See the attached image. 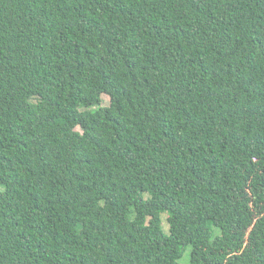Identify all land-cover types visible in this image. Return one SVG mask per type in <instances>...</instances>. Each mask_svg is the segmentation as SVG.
<instances>
[{"label":"trees","instance_id":"16d2710c","mask_svg":"<svg viewBox=\"0 0 264 264\" xmlns=\"http://www.w3.org/2000/svg\"><path fill=\"white\" fill-rule=\"evenodd\" d=\"M189 246L264 264V0H0V264Z\"/></svg>","mask_w":264,"mask_h":264},{"label":"rangeland","instance_id":"374dc122","mask_svg":"<svg viewBox=\"0 0 264 264\" xmlns=\"http://www.w3.org/2000/svg\"><path fill=\"white\" fill-rule=\"evenodd\" d=\"M109 104H110V97L105 94L104 95V105H109ZM77 129H80V128L78 127ZM167 216H168V212H164L162 214L163 227H164L166 232H168V228H169ZM212 228H213V230L215 232V235L220 233L219 229L216 228L215 226H212ZM190 249H191V247L189 246L188 249L186 250L185 254L183 255V257L179 260L180 263H183V264H188L189 263V260H190Z\"/></svg>","mask_w":264,"mask_h":264}]
</instances>
